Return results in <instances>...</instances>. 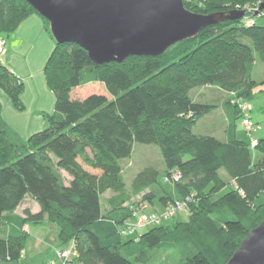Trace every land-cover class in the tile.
Listing matches in <instances>:
<instances>
[{
	"label": "trees",
	"instance_id": "1",
	"mask_svg": "<svg viewBox=\"0 0 264 264\" xmlns=\"http://www.w3.org/2000/svg\"><path fill=\"white\" fill-rule=\"evenodd\" d=\"M184 2L194 12L212 13L246 5L256 10L264 0ZM254 10L206 26L161 55H131L122 62L97 64L80 45L56 42L45 65L56 95L47 125L22 138L2 118L0 99V264H21L28 223L46 219L58 224L62 249L72 246L78 264H151L152 251L177 249L186 264L228 262L264 220V136H257L262 125L253 117V100L264 94V77L254 76L256 61L264 63V23L255 20L260 14ZM33 13L51 31L50 21L28 1L0 0V34L14 32ZM248 14L256 22H246ZM0 87L14 107L24 108V82L2 60ZM79 87L89 88L86 97L72 96ZM201 87L227 95V140L194 130L221 105L218 98L198 99ZM233 93L253 105L256 146ZM238 121L248 141L238 138ZM136 142L158 145L166 169L160 178L155 166H147L128 188L121 160ZM108 191L113 194L102 206ZM139 194L153 211L146 206L150 221L131 230L140 202H130ZM27 196L40 209L16 213ZM181 213L188 218L167 222Z\"/></svg>",
	"mask_w": 264,
	"mask_h": 264
},
{
	"label": "water",
	"instance_id": "2",
	"mask_svg": "<svg viewBox=\"0 0 264 264\" xmlns=\"http://www.w3.org/2000/svg\"><path fill=\"white\" fill-rule=\"evenodd\" d=\"M50 21L57 43L85 48L97 64L158 56L179 40L245 10L197 13L184 0H26ZM264 11V2L255 14ZM225 264H264V220Z\"/></svg>",
	"mask_w": 264,
	"mask_h": 264
},
{
	"label": "rangeland",
	"instance_id": "3",
	"mask_svg": "<svg viewBox=\"0 0 264 264\" xmlns=\"http://www.w3.org/2000/svg\"><path fill=\"white\" fill-rule=\"evenodd\" d=\"M203 1L204 0H187L188 7H190L189 4L191 6L195 5V3L196 5H200L203 3ZM239 9H247L249 12H253L255 8L252 5H246ZM257 9L258 8L254 10V13L257 11ZM259 14V17L255 20L264 23V12ZM248 17L251 16L249 15ZM36 18H39L38 21ZM246 22H249V20ZM1 34L5 36L7 50L6 53L1 56V59L8 68H11V70H9L18 75L24 82V90L21 97L23 104H25L24 108L18 109L16 107H11L12 110L21 112L24 114V116L30 114V117L32 116V112L35 113L36 110H38L42 112V117L47 121V118L50 115H53L55 112L56 107V95L54 91L50 89L45 74V65L56 45V39L53 36L52 31H50V28L44 24L43 19L38 13H33L25 18L14 32ZM255 64L254 76L256 79H261L264 77V63L256 61ZM88 89L89 88L84 89V87L76 88L72 91V96L84 98L88 95ZM103 90L106 92L104 87ZM94 93L99 92L96 91ZM196 95L197 98L202 101L212 100L215 98H218L222 101L227 100L225 95L220 93L218 94L216 89L213 87H201L196 92ZM33 99H36V102L38 101L39 107L32 105L31 101H33ZM253 102L255 106L253 117L259 120L260 125L263 127L264 133V94L258 93V97L255 98ZM26 103L28 104L26 105ZM11 115L18 122L20 121L19 118L15 116L16 113H11ZM222 117L223 115L220 111V108H218L217 110L202 118L195 125L194 130L200 133H217V135L220 137V135H223L224 132V129L220 127L222 123ZM216 126H218V128H215ZM13 129L19 132L21 135L22 133H25L22 132L23 128L21 126H19L18 129ZM256 134H258V132ZM23 136L25 137V134H23ZM237 136L239 139L246 141L249 140L248 135L243 130L241 121H238L237 124ZM262 136H264V134H262ZM253 156L257 161L260 156L259 150H255L253 152ZM121 164L123 165L124 177L128 188H131L133 179L145 167L155 166L160 171V178L163 177L166 169L160 147L156 144H144L139 142L134 144L132 154L129 157L121 160ZM64 172L65 173L63 174L65 176V180L69 181L70 176L66 171ZM112 194L113 192L108 191L102 196V206H105L107 203V198L112 196ZM142 198L143 196L139 194L133 196L130 202L136 204L140 202V205L138 206L139 211L137 212L138 217L146 213L143 212V210L146 208V206L148 207L147 202H143ZM23 203L24 204L20 207V211L25 207H30L33 210L40 209L38 202L29 196L26 197ZM148 211H153L152 206L148 207ZM187 218L188 217L186 214L181 213L177 219L168 220L167 222L174 223L176 220H185ZM28 225L29 238L27 240L24 254L20 260V263L49 264V262L54 260L57 264H60L59 251L62 249V246L58 238V224L46 219L42 223L30 222ZM145 230H147V227H143L141 229L142 232ZM152 253L153 260L151 261V264H186V256L178 249L169 251L154 250Z\"/></svg>",
	"mask_w": 264,
	"mask_h": 264
},
{
	"label": "crops",
	"instance_id": "4",
	"mask_svg": "<svg viewBox=\"0 0 264 264\" xmlns=\"http://www.w3.org/2000/svg\"><path fill=\"white\" fill-rule=\"evenodd\" d=\"M36 19L38 21L39 18H36ZM9 69L11 70V68H9ZM215 89H216V91H217L218 94L220 93L222 95H225V98H227V95L224 93L223 90H220V89H217V88H215ZM262 89H264V87H260L259 88V90H262ZM0 99L2 100V103H3V107H2V111H1L2 118L9 125H11L12 128L18 129L19 126H21L23 128V131L22 132H25V133H22V135L19 132L18 133H19V135L22 138H24V139L28 138L29 135H31L34 132L39 131L40 129L44 128L47 125V122H46L45 118L42 117V112L41 111L36 110L35 113H33L31 111L32 112V116L30 117V114H27L26 116H24L23 113L12 110L11 107H14V106L12 105L9 96L6 94V92L1 87H0ZM35 100L36 99H33V101H31L32 105L39 107L38 101L36 102ZM27 104L28 103H26V105ZM220 104L221 105H220L219 108H220V111H221V113L223 115V117H222V123H221L220 127L224 129L223 135H220V137L222 139L227 140L228 137H229V133L227 131V126H228V113L226 112V108L223 105V101L222 100H220ZM11 113H16L15 116L17 118H19L20 121L18 122L14 117H12ZM257 121H259V120H257ZM218 126H216L215 128H218ZM23 134H25V137L23 136ZM262 134H264L263 133V127L259 131V134L257 136L261 137ZM20 207L16 210V213H18V214H22V210L23 209L20 211ZM33 211L35 212V211H38V210L36 209V210H33ZM27 226L29 228V225H27Z\"/></svg>",
	"mask_w": 264,
	"mask_h": 264
},
{
	"label": "built area",
	"instance_id": "5",
	"mask_svg": "<svg viewBox=\"0 0 264 264\" xmlns=\"http://www.w3.org/2000/svg\"><path fill=\"white\" fill-rule=\"evenodd\" d=\"M249 18V19H248ZM246 21L249 20V24H252L255 22L254 19L251 17L246 16ZM254 20V21H253ZM6 39L5 36L0 34V60L1 56H3L6 53ZM3 61V60H2ZM234 97L232 99V102L237 103L240 108L242 109L243 113V121L242 125L246 129V131L251 135V144L252 146H256L259 143L258 138H255L252 136V133H254L258 129V125L254 122V120L251 117L250 111L253 109V105L251 102L245 101L241 99L240 97H237L235 93H233ZM177 178L180 177L179 174H176ZM178 208H182L183 204H177ZM145 207V206H144ZM150 221V217L147 213L142 214L138 217L137 221L135 223H132L131 230L138 228L140 226H143L145 223ZM77 255V252L75 249H73L72 246L65 247L59 251V258L61 260V264H78L75 260V257ZM51 264H55L54 262H51Z\"/></svg>",
	"mask_w": 264,
	"mask_h": 264
}]
</instances>
